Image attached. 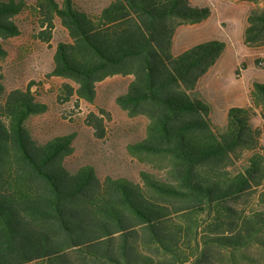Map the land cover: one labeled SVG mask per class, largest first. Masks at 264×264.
Returning a JSON list of instances; mask_svg holds the SVG:
<instances>
[{
  "label": "trees",
  "instance_id": "obj_1",
  "mask_svg": "<svg viewBox=\"0 0 264 264\" xmlns=\"http://www.w3.org/2000/svg\"><path fill=\"white\" fill-rule=\"evenodd\" d=\"M27 8L26 0H0V62L2 41L21 35L15 19ZM34 9L44 27L58 20L69 36L48 75L75 85H64L67 101L95 105L99 83L133 77L117 103L148 120L127 150L152 170L139 182L102 179L91 165L70 170L77 133L37 142L29 121L49 107L36 84L6 95L0 83V264H264L263 132L253 124L260 117L264 125V82L254 81L251 106L230 108L215 129L197 88L226 43L173 54L178 28L205 22L211 8L112 0L90 14L76 0H41ZM244 43L264 46V6L249 13ZM88 121L103 137L101 121Z\"/></svg>",
  "mask_w": 264,
  "mask_h": 264
},
{
  "label": "rangeland",
  "instance_id": "obj_2",
  "mask_svg": "<svg viewBox=\"0 0 264 264\" xmlns=\"http://www.w3.org/2000/svg\"><path fill=\"white\" fill-rule=\"evenodd\" d=\"M26 1L28 8L15 19L21 35L2 41L7 57L0 62V83L5 87L6 95L36 84L32 91L39 101L48 105L49 110L33 117L29 128L39 143L77 133L75 153L66 159L70 170L91 165L102 179L126 177L139 182L141 171H151L152 168L131 157L127 148L145 137L148 120L145 117L131 118L117 103V98L127 92L133 77L115 76L99 83L95 105L77 96L67 101L64 85H75L61 78L48 77L53 69L57 45L70 41L67 31L58 20L54 22V28L44 27L43 14L34 9L41 0ZM111 1L76 0V3L88 13L98 14ZM191 1L194 6L210 7L212 15L199 25L179 27L173 41L175 52L180 53L211 40L226 43V51L216 68L212 69L211 75L204 76L206 79H202L197 88L199 97L212 105L211 117L215 129H220L227 123L230 108L249 103L252 82H264V67L256 64L264 59V46L251 48L244 43L249 13L253 9H261L264 4L239 0ZM210 78L215 79L211 84L207 82ZM92 116L101 121L103 137L97 136V130L88 123ZM253 124L262 130L261 144L264 146L263 121L256 117ZM159 175L165 176L164 172Z\"/></svg>",
  "mask_w": 264,
  "mask_h": 264
},
{
  "label": "crops",
  "instance_id": "obj_3",
  "mask_svg": "<svg viewBox=\"0 0 264 264\" xmlns=\"http://www.w3.org/2000/svg\"><path fill=\"white\" fill-rule=\"evenodd\" d=\"M191 2H192V1H191ZM195 26H196V25H195ZM194 46H195V45H194ZM192 47H193V46H192ZM189 49H190V48H189ZM175 50H176V46H175L174 43H173V54H174L175 56L180 55L181 53H183L184 51H186V50H188V49H185L184 51H182V52H180V53H176ZM216 65H217V64H216ZM216 65L214 66L215 68H216ZM214 67H213V68H214ZM213 68H212V69H213ZM212 69L209 71L210 75H211L212 72H213ZM209 73H208V74H209ZM205 76H206V75H205ZM202 79H206V78L203 77ZM202 79H201V81H202ZM214 80H215L214 78H210V79L207 80V82L211 84V82H213ZM201 81H200V82H201ZM255 81H259V80H255ZM253 83H254V81L252 82V85H251L250 88H249V89H250V91H249V95H248L249 103H248L246 106H240V107H249V106L252 105V103H251V99H250V92H251V89H252ZM199 85H200V84H199ZM209 87H210V86H209ZM207 103H209V102H207ZM209 104H210V103H209ZM210 105H211V104H210ZM211 106H212V105H211ZM228 111H229V110H228ZM227 117H228V114H227Z\"/></svg>",
  "mask_w": 264,
  "mask_h": 264
},
{
  "label": "built area",
  "instance_id": "obj_4",
  "mask_svg": "<svg viewBox=\"0 0 264 264\" xmlns=\"http://www.w3.org/2000/svg\"><path fill=\"white\" fill-rule=\"evenodd\" d=\"M260 66H261V67L264 66V61L260 62Z\"/></svg>",
  "mask_w": 264,
  "mask_h": 264
}]
</instances>
